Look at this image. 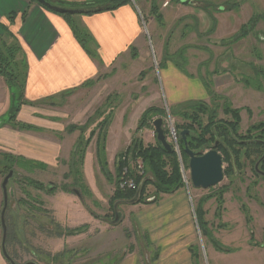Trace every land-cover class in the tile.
<instances>
[{
  "label": "rangeland",
  "instance_id": "obj_1",
  "mask_svg": "<svg viewBox=\"0 0 264 264\" xmlns=\"http://www.w3.org/2000/svg\"><path fill=\"white\" fill-rule=\"evenodd\" d=\"M88 1L93 2L94 0H60L62 2L60 6L76 10L93 5L91 3L84 4ZM182 1L184 2V0ZM78 2L83 6H80ZM152 2L157 7L153 14L150 10ZM131 5L133 7L136 5L142 14L143 23L137 15L143 34L137 38L129 55H121L113 65L114 71H117L112 74L111 79L106 81L109 83L108 90L111 92L109 104L93 107L88 99V94H85L82 97L86 103L85 108H90L84 112L86 115L89 112L90 115L85 122H80L82 119L78 120L81 113L78 115L75 114V111L68 113L63 107L54 110H47L44 105H41L42 108L39 107L47 110L48 114L63 115L67 112V117L62 118L64 128L55 132L54 138H52L63 144V153L57 158V166L49 168L42 162L26 159L15 152H8L0 147V211L3 201L1 183L8 173V169L4 167L8 164L13 170V175L6 186L8 204L4 213V221L6 225L5 250L15 264L41 262L38 252L47 237L53 236L57 232L59 233L56 236L66 237L79 235L86 232L87 229H101L99 228L101 223L89 224L85 217L91 215L97 221H101L107 216L106 218L113 220L114 210L123 212L125 220L118 223L114 228L116 230L112 231L110 235L106 234V240L110 236H114L115 231L116 233L125 232L128 235V250L132 248L133 252L137 253L134 254L135 258L133 259L136 260L141 255L142 249L148 250L149 240L158 238L160 229H141L137 226L135 228L133 223H129V219L133 222L135 218L136 209H131L134 207L133 205L140 206L138 207L140 209L141 205H145L146 202L128 204L126 202L112 203L110 200L116 191H122L117 185L119 176L117 177L116 166L117 156L126 149L122 151L125 145L115 153L116 155H111L116 166L115 162L113 166L109 162L110 156L106 154L105 149V153H103L106 161L105 172H102L100 168L97 153L93 152L91 157L89 153L86 159L87 170L83 168L86 148L91 140L94 141L97 136H100L101 140V135L106 136L107 134L106 126L110 113L120 114L117 110L124 111L125 108L124 117L129 115L125 119L123 118V122L127 121L129 128H132L135 123L138 124L141 114L136 117L138 111L131 114L130 112L134 108L139 110L155 105L163 109L165 114L153 117L152 120L159 117L164 119L168 112L175 126L182 124L183 120L178 115H173L172 112L189 109L188 106L197 103L205 104L213 110L216 120L231 121V117L223 113L224 106L228 105L231 109L239 110L238 133L243 138L248 137L247 141L257 138L258 133H254V137L252 134L248 136L247 130L253 124L264 122V0H190L189 4L177 3L172 0H132ZM217 7H220L221 10L216 9ZM65 16L78 33V38L83 40L84 46L91 49L92 39H87L85 29L75 25V17H79V14ZM5 41L6 39L3 40V42ZM2 47L6 49L9 45ZM15 59L16 61L20 60L19 54H15ZM17 70L21 74L24 72V68L19 64ZM183 77L186 78L185 81ZM11 90L14 89H8L6 99L2 101L3 105L5 103L7 105L0 113V122L9 124L19 133L39 130L38 126L16 119L12 122L9 121L10 108L17 107L18 111L15 114L17 117L21 107L28 106L19 103L10 105L9 93ZM104 92L103 88L100 93L102 99ZM174 99L180 102L172 104ZM99 100L102 102L104 99ZM118 104H122V106L116 107ZM54 107L57 106L54 105ZM118 114H115V118L111 117L115 119L114 123L121 118L118 117ZM39 118L46 119L45 116ZM203 120L206 122L205 118ZM72 124L80 128L84 126V128L70 131ZM137 124L131 138L139 137L145 146L154 145L155 137L151 122L135 133ZM21 125H25L27 128L22 129ZM119 125L114 129H118ZM92 131L94 134L85 147L80 162L81 152L79 149H83L84 143ZM178 137L177 134L176 138ZM167 139L173 143L169 133ZM262 140L264 141V137ZM79 141H81L80 144ZM104 147H106L105 137ZM263 149L262 146L257 150L253 149L254 153L251 151L249 160L240 156L241 167L238 168L234 165L235 173L227 176L223 174L221 182L214 187L195 189L190 183L189 193L192 200L190 202L188 199V203L192 211L196 244L190 245L188 251L193 258L198 252L202 257L201 264H210L211 252L210 248L207 249V240L215 251L222 254L244 253L252 255L249 258L252 261H254L253 254L264 255V176L252 171L253 161L264 152ZM207 150L205 149L203 153ZM218 153L221 155L220 152ZM12 157L20 158V160L15 161ZM128 157L130 160L132 159L130 155ZM23 160L39 162L43 168H32L27 164L28 167L30 166L28 168L27 162L24 165ZM222 167L223 171L228 167L227 163H223V158ZM145 175H150L149 170ZM144 177L139 180V186H142ZM27 180L37 181L44 188L39 190L26 182ZM85 181L89 184L87 185ZM48 185H52L51 190L47 187ZM73 189L79 191L80 197L75 195ZM141 189L145 197H155V201L160 195H164L156 193L155 187L150 184ZM180 189L187 195L183 186ZM197 202L198 213H201L202 222L206 224L204 226L206 236L201 234L196 222L194 212ZM166 222L168 221L166 220ZM222 229H244V231H235L236 236L234 238L231 236L235 245L233 246L232 244H221L220 240L213 237L212 231ZM162 230L166 231V229ZM13 232L20 234L13 236ZM11 236L14 243L12 245ZM98 237L92 239L91 242L97 240ZM163 238L167 239L168 235H164ZM86 243L77 241L75 243L76 253H87L84 251L87 249L84 246ZM110 244L112 247H116L114 241L108 243V245ZM20 245L21 247L18 249L17 246ZM108 245L105 250L109 249ZM216 245L221 248L217 249ZM29 246L37 248L35 249L37 258L31 255ZM65 251L66 249L55 254V258L61 257ZM115 254L119 255V253ZM107 257L108 264H115L116 260L112 254ZM78 261L81 264L85 263L79 259ZM65 262L63 264H72L70 261ZM239 263L244 264L242 261ZM134 264H142V262L135 261Z\"/></svg>",
  "mask_w": 264,
  "mask_h": 264
},
{
  "label": "crops",
  "instance_id": "obj_2",
  "mask_svg": "<svg viewBox=\"0 0 264 264\" xmlns=\"http://www.w3.org/2000/svg\"><path fill=\"white\" fill-rule=\"evenodd\" d=\"M131 2L130 0V3L115 10L86 12L75 17V25L85 29L86 36L92 39L91 49H85L74 34L73 26L65 14L51 11L37 4L36 1L0 0V41L7 45L13 43L18 47L17 54H19V61H21L25 73L22 101L28 106L21 107L16 120L40 128L37 131H21L22 133H19L9 124L0 122V147L8 152H15L26 159L42 162L49 168L57 166V158L63 153V144L52 138H54L55 132L64 128L62 118L67 117V112L75 111L77 115L81 113L79 115L81 117L78 119H82L80 122H85L88 119L89 112L87 115L84 112L90 108H85L86 103L82 99L85 94H88V99L93 107L109 104L111 92L108 90L109 83L106 81L111 79L112 74L117 71H114L113 65L121 55H129L137 38L143 34L136 12L137 6L133 7ZM5 39L8 41L3 42ZM183 80L185 81L186 78L183 77ZM103 88L105 90L104 100L100 97ZM7 94L6 83L0 77V106L2 105L0 113L7 105V103L2 104ZM99 99L103 101L101 102ZM172 102L175 104L180 101L174 99ZM41 105L46 106L47 110L63 107L67 112L63 115L48 114L47 110L40 109ZM121 106L122 104H118L116 107ZM146 108L143 107L139 110L134 108L130 114L138 111L136 116L138 117ZM123 110H117L120 114L110 113L106 126L105 149L106 154L110 156L109 162L112 163V166L115 161L111 155H116L115 153L124 145L122 151L127 148L126 145L130 142L133 129L137 124L135 123L132 128H129L128 122H123L129 114L124 117L125 108ZM115 114L121 117L116 123H114ZM42 116H45L46 119L39 118ZM117 125L119 127L115 130L114 127ZM97 141L98 136L94 141L91 140L86 148L83 160V168L86 170L88 167L86 159L89 153L90 157L92 152L96 153ZM86 183L89 184V182ZM180 190L172 194L160 195L156 201L151 197L148 203L141 205L140 209H138L140 206L135 204L131 208L136 211L133 222L129 219V223H133L135 228L160 229L158 238L149 240L147 247L150 249H142L139 259H133L137 253H134L132 248L128 250V235L125 232L116 233L115 231L114 236H110L106 240V234L110 235L112 231L116 230L114 228L117 224L125 220L124 213L119 212L120 220L115 224L106 218L107 216L101 221H97L91 215L85 217L89 224L101 223L103 225V227L99 225L101 229H87L86 232L79 235L66 237L56 236L59 233L57 232L53 236L47 237L38 252L41 262L34 263L59 264L62 262L63 264L65 261V263L70 261L72 264H81L79 259L84 261V264H108L107 256L112 254L116 260L115 264H134L135 261H140L142 264H201V255L197 252L193 258L188 251L190 245L196 244V234L187 195L182 192V189ZM198 207L197 202L196 208ZM162 229H166V231ZM62 230L64 231V229ZM95 231H97L96 234H93ZM235 231L243 232L244 229L216 230L212 231V235L216 240H220L221 244L235 246L231 239V236L232 238L236 236ZM73 233L75 234V231ZM15 234L20 233L13 232V236ZM164 235H168V238H163ZM96 237L98 239L91 242ZM118 238L119 241H117ZM12 240L11 236L10 242ZM77 241L87 242L84 245L87 248L84 251L87 253H76L75 243ZM112 241L116 247L108 245ZM207 241V249L210 248L211 252L210 264H234L235 262L240 264L239 261L244 264H264V255L262 254H253L254 261L249 259L252 255L244 253L222 254L215 251L209 240ZM12 244H14L13 241ZM107 245L109 249L105 250ZM17 247L19 249L21 245ZM29 249L31 255L37 258L35 252L37 248L29 246ZM64 249L66 251L62 253V260H60L61 257L55 258V254L61 253ZM115 253H119V255L116 256ZM75 260L77 261L73 263ZM0 264H9L1 253V247Z\"/></svg>",
  "mask_w": 264,
  "mask_h": 264
},
{
  "label": "trees",
  "instance_id": "obj_3",
  "mask_svg": "<svg viewBox=\"0 0 264 264\" xmlns=\"http://www.w3.org/2000/svg\"><path fill=\"white\" fill-rule=\"evenodd\" d=\"M31 1L35 2L34 0ZM127 3H130V0H113L111 6L106 10H115ZM72 29L74 34L78 38V33L75 31V28L73 27ZM86 37L87 39L89 38L88 36ZM79 41L81 45L85 49H87L82 43L83 40L79 39ZM6 48H7L6 49L7 52L5 54L2 51L0 53V76L6 82L8 89H14L11 90L9 93L11 98L10 105H15L16 103L23 104L22 97H23L25 73L24 72L22 74L19 73L17 67L18 64L21 65L22 63L21 61H16L15 59V54L19 52V49L17 46L13 45V43ZM188 107L189 109H181L178 110V112L177 111H174V113L172 112L173 115L176 114V116L178 115L183 120L182 124H178L174 126L176 134H178L182 130H188V134L186 136L187 146L191 151L197 154H203V151L205 149H210L212 147L215 148L218 152H220L223 158V163L225 162L228 164V167L223 171L224 175L226 176L233 175L236 171L234 165H236V167L238 168L241 167V163L239 162L240 156H243V159L245 160H249L251 156V151L253 149L257 150L258 147L261 146L264 147L263 146L264 141L262 140L264 137V122H260L250 126V128L247 130V135L250 136V134H252L254 137L255 136L254 133H258V134L256 139L254 140L250 139V141H247L246 138L248 137L243 138V136L238 133L239 130L238 124L240 122L238 109H231L230 106L225 105L223 108V113L227 116H230L231 121H222V120H216L214 111L211 110L205 104L197 103L190 105ZM10 110L11 113L10 112L9 113L11 116L9 118V121L12 122L15 120V114L17 113L18 110L17 107L13 109L10 108ZM164 112L165 111L163 109H160L158 106L155 105L147 107L141 113L135 133H137L143 126L145 125L148 126L149 122L153 121L152 120L153 117L164 116L165 114ZM204 118L206 119V122H204L203 120ZM108 121L109 118L107 119V122ZM187 121L188 123H185ZM21 128L24 129L27 128V126L21 125ZM78 128L82 130L84 126H81L80 128L75 125H71L69 130L73 131L74 129L76 130ZM164 133L167 137L168 134L167 129H164ZM93 134H94L93 131L89 134L88 139L84 143L83 149L78 148L81 152L80 162L82 161L85 147L89 143L90 138L93 136ZM104 137L105 135L104 136L101 135V140H100V136H98L97 150H96L97 160L98 163L100 164V168L102 172H105L104 168L106 167V161L103 156V153H105ZM154 137H155V133H154ZM216 142L218 143L217 145H215ZM80 143L81 141H79V144ZM178 148L182 163L185 166V168L188 169L189 158L183 151L184 146L182 144V141L179 139V137H178ZM252 153H254V151H252ZM123 154L127 156L130 155L133 161H135L136 159H140L143 163L145 173L146 171L149 170L150 175H145L142 181L143 184L138 191L136 190L116 191L114 193V196L110 199L112 203L128 202L136 196L137 192H138V199L136 203H143V202L148 203L149 202L148 200H150L151 197H147V196L145 197V195H143L144 194L143 190L141 189L142 187L144 188L145 185L148 184L153 185L155 187L156 193H163V194L174 193L183 186L180 178L178 161L175 152L165 151L161 146V144L156 140V137H155L154 145H146V146L143 145L139 137L131 138V141L127 146V148L123 152L119 153V155L117 156L118 159L116 166L117 177L119 176L122 167L125 165V162L121 160ZM262 154H259L252 164L253 165L252 171L255 172L256 174L257 171L255 170V164L259 161ZM13 160L18 161L20 160V158H16V159L13 158ZM23 161H24L23 162L24 165L27 162L26 166L27 164H29L32 168L34 167L43 168V165L39 162L26 161V160ZM4 168L8 169L7 170L8 172L12 169V167H10L8 164ZM258 170L264 172V159L259 162ZM136 180L139 182L140 179L137 178ZM26 182H29L39 190L44 188L43 185L37 181L27 180ZM47 187L49 188V190L52 189V185H48ZM198 212H199L198 208H196L194 212L196 222L198 228L201 231V234L203 236H206L207 235L206 229H204V226H206V224H203L202 215L201 213ZM216 248L220 249L221 247L216 245ZM227 252H229V250H227Z\"/></svg>",
  "mask_w": 264,
  "mask_h": 264
},
{
  "label": "water",
  "instance_id": "obj_4",
  "mask_svg": "<svg viewBox=\"0 0 264 264\" xmlns=\"http://www.w3.org/2000/svg\"><path fill=\"white\" fill-rule=\"evenodd\" d=\"M37 4L46 7L47 9L54 11L59 14H81L82 10L75 9H65L62 7H57L51 5L46 0H34ZM151 126L155 133L156 140L161 144L163 149L167 152L175 151L172 147L171 143L168 141L165 133H164V121L162 118H156L151 122ZM188 134V130H182L178 133L179 139L182 141L184 146V153L188 156V170L191 185L195 189H208L216 186L223 179V167H222V156L214 149L213 147L208 149L203 154H197L191 151L187 146L186 136ZM218 143L216 142L215 145ZM264 146V142H263ZM264 159V152L259 159V161L255 164V170L264 176V172L258 170V164L261 160ZM13 175V170H10L7 175L3 178L1 183V190L3 194L2 201V209L0 211V227L2 229V237L0 242L1 252L5 260L9 261L10 264H15L13 260L9 257L5 250V239H6V225L4 221V213L8 204V195H7V183L10 177ZM73 192L77 197H80L79 191L77 189H73ZM138 199V192L136 196L132 198L127 203H135ZM120 220V213L114 210V218L112 223L115 224ZM24 264H35L33 262H28Z\"/></svg>",
  "mask_w": 264,
  "mask_h": 264
},
{
  "label": "built area",
  "instance_id": "obj_5",
  "mask_svg": "<svg viewBox=\"0 0 264 264\" xmlns=\"http://www.w3.org/2000/svg\"><path fill=\"white\" fill-rule=\"evenodd\" d=\"M137 12L143 23L142 16L140 15L138 9H137ZM145 33H146V30H145ZM163 121H164V126L166 125L167 127L166 129L173 142L171 143V145L174 148L175 150L174 152L177 156L178 169H179V173L181 177V182L183 184V187L186 189L188 199L191 202L192 199L189 193V187L191 183L190 176H189V170L186 169L182 163L179 148H178V138H176L177 134L175 132L174 125H173V119L170 113L167 112L166 117H164ZM121 160L125 162V165L122 167L119 173V177L117 181L118 188L122 191H129V190L138 191L141 186H139L140 183H138L136 179L137 178L141 179L145 175L143 163L139 159H136L135 161H133L132 159L130 160V158L124 154L122 155Z\"/></svg>",
  "mask_w": 264,
  "mask_h": 264
},
{
  "label": "flooded vegetation",
  "instance_id": "obj_6",
  "mask_svg": "<svg viewBox=\"0 0 264 264\" xmlns=\"http://www.w3.org/2000/svg\"><path fill=\"white\" fill-rule=\"evenodd\" d=\"M47 2H49L51 5H54V6H57V7H61L60 5L62 4V2H60V0H46ZM143 1V0H142ZM172 1H175V2H177V3H190V0H188V1H186L185 2V0H184V2L182 1V0H172ZM79 3V2H78ZM93 4V5H91V6H84L83 8H81V9H77V10H82L83 11V13H86V12H93V11H100V10H106L107 8H109L110 6H111V4L113 3V0H94L93 2H91V1H88V2H84V4ZM79 5L80 6H83L82 5V3H79ZM204 5H206L207 6V4H204ZM88 7V8H87ZM137 7H136V11H137ZM157 9V7H156V5H155V3L154 2H152L151 4H150V10H151V13L153 14L154 13V11ZM216 9H218V10H221V8L220 7H217ZM138 11H139V13H140V15L142 16V14H141V12H140V10L138 9ZM137 14H138V12H137ZM79 15H82V14H79ZM3 45H7L6 43H2L1 41H0V53H1V51L5 54L6 52H7V48L6 49H3ZM4 50V51H3ZM1 77V76H0ZM5 82V81H4ZM6 83V82H5ZM7 85V84H6ZM8 88V87H7ZM15 119H16V117H15Z\"/></svg>",
  "mask_w": 264,
  "mask_h": 264
},
{
  "label": "bare ground",
  "instance_id": "obj_7",
  "mask_svg": "<svg viewBox=\"0 0 264 264\" xmlns=\"http://www.w3.org/2000/svg\"><path fill=\"white\" fill-rule=\"evenodd\" d=\"M183 144V143H182Z\"/></svg>",
  "mask_w": 264,
  "mask_h": 264
}]
</instances>
